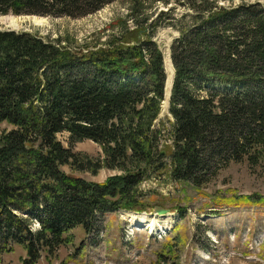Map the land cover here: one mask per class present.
Masks as SVG:
<instances>
[{"label": "trees", "instance_id": "1", "mask_svg": "<svg viewBox=\"0 0 264 264\" xmlns=\"http://www.w3.org/2000/svg\"><path fill=\"white\" fill-rule=\"evenodd\" d=\"M115 1L0 0V15L81 18ZM184 3L189 12L170 8L152 22L138 21L135 6L133 28L93 48L0 30V124L12 127L0 131V264L18 247L25 256L17 264H40L73 243L76 227L99 230L109 211L152 212L146 199L157 191L142 189L148 179L202 187L232 164L264 161V4ZM162 22L179 32L167 133L159 122L168 74L154 40ZM84 140L105 157L76 152ZM102 168L120 173L104 182L75 175ZM223 203L262 204L264 196ZM181 238L177 227L165 236L158 264L175 263Z\"/></svg>", "mask_w": 264, "mask_h": 264}, {"label": "rangeland", "instance_id": "2", "mask_svg": "<svg viewBox=\"0 0 264 264\" xmlns=\"http://www.w3.org/2000/svg\"><path fill=\"white\" fill-rule=\"evenodd\" d=\"M220 5L235 6L243 2L264 4V0H217ZM185 0H172L164 5L153 0H116L96 13L81 18L41 17L31 15H0V30L35 32L50 40L62 38L73 48L99 46L113 36L127 32L126 26L133 28L131 10L137 6L142 18L150 17L152 22L161 11L174 8V16L180 17L189 12ZM134 17V16H133ZM150 31V30H149ZM179 32L162 22L155 30L154 40L165 56L168 84L174 78L171 63V46ZM170 108V89L166 88V100L160 116L159 126L167 133ZM8 123L0 124V131L9 130ZM60 139L69 146L68 134ZM171 145V142H167ZM163 144L168 153L170 145ZM76 152L91 157L104 158L101 146L84 140L73 146ZM73 173L70 167L64 168ZM117 170L102 168L98 174L75 172L89 181L104 182L119 174ZM142 189L145 192L156 190L147 197V206L154 212L155 204L169 208L177 222L170 230H161L157 226L132 227L123 219L119 211L105 213L100 229L86 233L82 226L73 231V243L61 247L56 256L44 254L40 264H158L157 253L162 249L165 236L172 234L177 227L182 235L178 258L174 264H264V203L255 205H232L224 200L242 195L264 196V161L255 167L246 163L232 164L224 169L209 184L194 187L187 183H168L164 179H148ZM157 206V207H158ZM181 209L184 212L181 213ZM143 213V212H139ZM160 216V215H159ZM166 216V215H165ZM176 232V231H175ZM175 235V233H173ZM25 252L18 247L16 252L5 256L6 264H17ZM172 263V262H171Z\"/></svg>", "mask_w": 264, "mask_h": 264}, {"label": "bare ground", "instance_id": "3", "mask_svg": "<svg viewBox=\"0 0 264 264\" xmlns=\"http://www.w3.org/2000/svg\"><path fill=\"white\" fill-rule=\"evenodd\" d=\"M172 63V62H171ZM171 82L167 88L170 89ZM120 212V211H119ZM120 215L123 219L128 221L132 227H152L157 226L161 230H170L175 225L176 219L173 215H149L147 213H135L130 211H121Z\"/></svg>", "mask_w": 264, "mask_h": 264}, {"label": "water", "instance_id": "4", "mask_svg": "<svg viewBox=\"0 0 264 264\" xmlns=\"http://www.w3.org/2000/svg\"><path fill=\"white\" fill-rule=\"evenodd\" d=\"M172 85H173V79L171 81V87H170V97H171V92H172ZM160 156L162 158H165L167 156V152L165 150H162L160 153ZM155 214L157 215H168L170 214L172 211L169 208H164L161 206H158L154 209Z\"/></svg>", "mask_w": 264, "mask_h": 264}]
</instances>
